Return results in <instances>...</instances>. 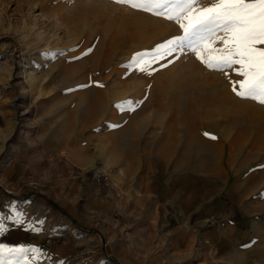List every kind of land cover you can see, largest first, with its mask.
<instances>
[{
	"label": "rangeland",
	"instance_id": "obj_1",
	"mask_svg": "<svg viewBox=\"0 0 264 264\" xmlns=\"http://www.w3.org/2000/svg\"><path fill=\"white\" fill-rule=\"evenodd\" d=\"M181 34L173 21L112 0H0V130L11 128L0 146H17L22 125L35 133L36 117L45 125L49 103H72L128 135V156L139 144L142 167L158 171L162 187L188 175L193 208H205L192 219H209L177 232L173 246L162 216L153 231L140 216L80 226L96 244L70 264H264V105L237 97L230 80L239 77L207 69L187 50L149 72L132 62ZM21 185L18 193L1 186L19 202L42 197L35 183ZM167 196L155 193L158 202Z\"/></svg>",
	"mask_w": 264,
	"mask_h": 264
},
{
	"label": "crops",
	"instance_id": "obj_2",
	"mask_svg": "<svg viewBox=\"0 0 264 264\" xmlns=\"http://www.w3.org/2000/svg\"><path fill=\"white\" fill-rule=\"evenodd\" d=\"M49 104L45 125L41 127L36 117L35 133L22 125L17 146L11 150L0 146V245L25 250L8 255L11 264H70L75 251L96 244L91 233L80 235V226L108 228L120 221L123 226L140 216L153 231L162 216L173 246L177 232L193 222L209 220L207 215L192 219L205 208H193L188 175L174 177L175 181L170 179L162 187L158 171L140 163L144 149L135 144V155L128 156L129 146L123 142L128 135L110 131L109 120L98 121L95 115L84 118L72 103ZM10 129L0 130V143L6 132L11 134ZM96 166L109 177L122 169L117 185L97 184L92 178ZM32 183L42 197L31 196L22 202L18 195H5L1 186L18 193L21 184ZM161 190L168 191V196L158 202L155 193ZM181 191L182 197L172 199ZM215 225L220 233L219 224Z\"/></svg>",
	"mask_w": 264,
	"mask_h": 264
},
{
	"label": "snow or ice",
	"instance_id": "obj_3",
	"mask_svg": "<svg viewBox=\"0 0 264 264\" xmlns=\"http://www.w3.org/2000/svg\"><path fill=\"white\" fill-rule=\"evenodd\" d=\"M112 2L173 21L182 33L156 45L151 53L133 54L132 62L139 71L149 72L152 64L171 57L177 50H187L207 69L225 76L232 72L239 77L230 80L231 90L237 97L264 105V0ZM23 251L0 245V264H11L6 257Z\"/></svg>",
	"mask_w": 264,
	"mask_h": 264
},
{
	"label": "built area",
	"instance_id": "obj_4",
	"mask_svg": "<svg viewBox=\"0 0 264 264\" xmlns=\"http://www.w3.org/2000/svg\"><path fill=\"white\" fill-rule=\"evenodd\" d=\"M92 178L97 184L110 185L109 175H107L102 169L96 168L92 170Z\"/></svg>",
	"mask_w": 264,
	"mask_h": 264
},
{
	"label": "bare ground",
	"instance_id": "obj_5",
	"mask_svg": "<svg viewBox=\"0 0 264 264\" xmlns=\"http://www.w3.org/2000/svg\"><path fill=\"white\" fill-rule=\"evenodd\" d=\"M109 182H110V179H109Z\"/></svg>",
	"mask_w": 264,
	"mask_h": 264
}]
</instances>
